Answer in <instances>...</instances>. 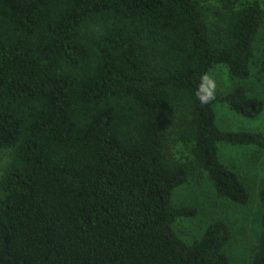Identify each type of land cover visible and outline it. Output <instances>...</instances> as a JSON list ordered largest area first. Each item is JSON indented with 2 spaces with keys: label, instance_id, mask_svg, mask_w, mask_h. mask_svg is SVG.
Instances as JSON below:
<instances>
[{
  "label": "trees",
  "instance_id": "obj_1",
  "mask_svg": "<svg viewBox=\"0 0 264 264\" xmlns=\"http://www.w3.org/2000/svg\"><path fill=\"white\" fill-rule=\"evenodd\" d=\"M263 21L264 0H0V264H231L228 223L185 241L198 210L173 195L205 175L250 202L220 152L264 132L221 128L215 105L255 119L264 101L195 92L218 66L251 75ZM260 202L252 264L264 182Z\"/></svg>",
  "mask_w": 264,
  "mask_h": 264
},
{
  "label": "rangeland",
  "instance_id": "obj_2",
  "mask_svg": "<svg viewBox=\"0 0 264 264\" xmlns=\"http://www.w3.org/2000/svg\"><path fill=\"white\" fill-rule=\"evenodd\" d=\"M250 1L254 0H245ZM202 2L209 5L215 3V0ZM256 48L251 75L247 79L232 76L225 66H218L210 72L217 85L215 96L227 94L235 86L243 84L249 97L264 101V75L260 72L264 57V21L257 36ZM215 109L217 122L225 130L264 132V111L255 119H247L224 103H216ZM175 146L173 150L177 151L178 146ZM220 156L243 180L251 196L250 202L243 205L222 198L215 192L205 175L192 176L188 183L175 190L173 202L177 206L196 207L198 214L194 217L179 218L174 228L181 238L192 242L201 236L209 223L224 219L231 227L232 237L226 247L231 264H252L262 227L263 206L260 202V189L264 182V149L246 145L223 146ZM9 160V154H0V172Z\"/></svg>",
  "mask_w": 264,
  "mask_h": 264
},
{
  "label": "clouds",
  "instance_id": "obj_3",
  "mask_svg": "<svg viewBox=\"0 0 264 264\" xmlns=\"http://www.w3.org/2000/svg\"><path fill=\"white\" fill-rule=\"evenodd\" d=\"M216 88V82L212 79L211 75L205 74L201 77L200 84L195 92L197 100H199L202 105L210 103L215 97Z\"/></svg>",
  "mask_w": 264,
  "mask_h": 264
}]
</instances>
